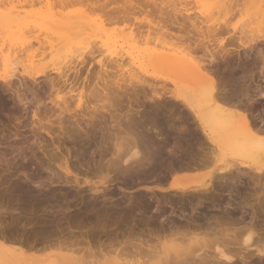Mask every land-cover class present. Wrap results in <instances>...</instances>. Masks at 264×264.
I'll return each instance as SVG.
<instances>
[{"label": "bare ground", "instance_id": "6f19581e", "mask_svg": "<svg viewBox=\"0 0 264 264\" xmlns=\"http://www.w3.org/2000/svg\"><path fill=\"white\" fill-rule=\"evenodd\" d=\"M128 1H129V12H130L131 10H133L132 1H130V0H128ZM175 1L176 0H173L174 6H176V4L177 5L180 4V2L178 4L179 0L176 2V4H175ZM196 1H198V0H196ZM203 1H199V2L203 3ZM210 1L207 3L210 4L209 6L211 8H213V6L216 4V2L220 3V4L219 3L216 4L217 6L215 5V7H214V8H216V7H218V5H220L221 11H219L220 10L219 7L217 8V12L219 11V13L225 12L227 9L231 10V7L234 6V2L232 3L231 0H230L231 4L229 3V0L227 2H224V0H216V1L214 0L213 1L214 5L211 4ZM238 1L242 4V0L241 1L238 0ZM238 1L236 0L235 5H237ZM243 1H244V4H246V1L247 2L249 1L250 3L254 4L255 6H259V4L264 3V0H246V1L243 0ZM199 2H198V6H200L202 4V3L200 4ZM228 3L230 5V7L228 5H226ZM240 3H238V5ZM221 5L224 7H222ZM202 6H204V4H202ZM262 6H263V9H261L262 10L261 13L259 14V12H257L258 16L256 15L257 18L261 17L262 20L260 21V23H264V22H262V21H264L263 20L264 19V4ZM196 7H197V5H196ZM204 7H206V5ZM225 7L226 8L228 7V8L225 9ZM234 7H232V9ZM223 8H224V11H222ZM250 8L252 9V7H250ZM254 8L252 9V11L255 10ZM260 8H261V6H260ZM197 9H199V8H197ZM205 9L203 10V12L208 11V10L205 11ZM164 10H166V9H164ZM211 10L212 9H210V11ZM229 10H227L225 13H227ZM8 12H9L8 14L10 16L8 14H7L8 16L6 14L3 15L2 13H1L2 15H0V23H1V25L3 24L7 27L6 30L9 33L8 34L9 36L7 35L8 36V40H7L8 46L7 47L11 53V54L9 53V57H12V58L7 57V59L4 58L5 59L4 64H7L8 67L10 66L9 68L12 69V71H16L17 70L16 67L21 66V68H22L21 74L24 77L23 80L27 79V80H31V81L36 82L37 80H40V78L42 79L43 77L47 79L49 77V73L56 74L57 78H59V79L56 83H54L52 80L51 89H55L54 91H56V94H58V95H59V92H64V90L66 88H68V91H66V93L63 95V99H62L63 102L60 101L61 103H59V102H55V100L52 101L53 108H51L49 110V116H48V114L46 115V120H47V118H48V120L46 122H44V120H43V122L46 123L45 125L41 123L42 122L41 120L36 119L38 121V124H39L38 130H41L42 132H44L49 137H51L52 135L55 136V134H56L55 131L57 133L59 132V134L61 136L67 135L68 137H69L70 133H72L73 135L75 134V137L77 134L78 138L81 139V140L79 139L80 140L79 143L82 142L83 145H87L88 147L87 146L86 147L89 148V150H90V144H92L89 142L90 141L89 139L91 138V136L98 134L97 132H99L101 134V136H100L101 139H99V140H101V141L100 142L97 141V142H99L98 143L99 148L102 147L103 148L102 150H105V151H104V154H102L103 157L101 155H97V156H101L102 158L100 157L99 159L103 160V158L105 159V157L107 156L106 153L107 154L111 153L110 155L113 157V158H111V156H110L111 160H109L110 159L109 158L108 160L104 161V162H107V164H108L106 169L104 166L105 163L102 164L100 161V163L103 165L104 168H102L100 166L101 164L98 163L99 164V165H97L98 169L100 166L102 168V169L100 168L101 171L103 169L109 170L110 168L113 169V171L115 170L114 172H117L116 170H119V171L122 170L121 174H123L124 177L122 175H121V177L122 178L126 177V180H127V181H125V179L123 180L121 178V180H123V183H124V181L125 182H129V181L132 182L134 177L138 178L139 176H142V177L143 176H149V175H152L155 173H159V174L164 173L167 175L171 173L170 175H172L175 172L177 173V170L178 171L184 170L185 166H183V165H187V166L190 165L191 166V167L189 166L190 170H192L194 168V167L192 168V165H194L195 167L197 165L198 166L215 165L216 164V160H215L216 152H218V153H221L223 151L226 152L225 150H227V152H229L228 150L232 151V153L238 155V157L240 155L242 157V159H244L245 157H247V158L250 157V159H251V156L252 157L254 156L253 158H255V156H257V158H259V156H261V159H262V160L260 159L261 162L258 161L259 159L257 160V158H255L254 160H250L248 158V160L250 162L251 161L255 162L254 164H256V162L260 163L261 165L264 163V159H263L264 158V110H263V108H262V110L261 109L258 110V108H259L258 106H260L261 104L259 105L257 103L259 96H260L259 98L264 100V90L263 89L260 90L258 88H255L254 90L250 89V87H249L250 84L248 83V79H250L251 84H252L253 79H254V73L252 71V68L251 69L249 68L251 70L250 74H248L249 72L246 73V75L248 76L247 77L248 79L245 77L246 75L244 76L242 74V72L247 71V69H246L247 66L244 68H240V69H239V67L236 68L237 66L235 68H230L229 59L233 58V56H231L233 54L231 52H229V50L226 49L222 45H221V47L219 46V50H217V53L220 54V56H221L220 58L225 63L224 64L225 67H223L224 70L222 72L220 71L221 73H219L218 70H216V69H217V67H218V69H220L219 64L222 61L220 59L217 60L215 51L214 52L212 51V50H215V47H213L214 49L212 48V50H209L207 44L205 43V42H209L211 39L210 40L208 39L209 41L206 40L205 42L202 39L201 41L198 40V42H197V40L195 41L193 39V37H191L192 39L190 37H188V40H190L192 43H193V41L197 42L194 45L192 44L193 47L195 46L194 49H192L193 47H191V48L189 47V45H191V44L187 45L188 46V47L186 46L187 48L184 46L185 49L176 48L174 46V44L169 41V40H171V38H169V36L170 37L174 36V35H172L173 32H176V34H177V31H176L177 29L176 30L173 29L174 30L173 32L172 31L170 32V30H172L173 27H179L180 30H183L184 28H187L189 25H191V28L193 26L198 27V24H199L198 21H197L198 23L195 21L194 22L192 21L191 24H189L187 27H185L184 20L186 23V20L192 19V16L190 17V16H188V14L186 16V14H185V16L182 17L181 13H180V12H182L181 9H180V11H178V10L176 11V9L173 8L172 10L164 11L165 13L162 11H158L157 14H159V16H160V18L158 17V20L159 19H161V20H159V22L157 24H155L154 26H151L150 24H148V26H146L149 28V29H147L148 31H147L146 38H144V42H145L146 46L141 50H139L140 49L139 47L135 46V44L131 43L128 40L130 38H128L127 40L121 41V43L119 45H117L118 41L117 42L113 41V40L110 41L109 36H108V39H106L105 41L99 40L98 44L101 45V47H104L106 49L105 52H108V56H105V54L103 55L104 61L106 62V61L112 60L111 57H115L113 59L114 64L112 63L113 61H110L109 63H110V68H111V65H113L115 69L117 68V70L119 71V75L118 74H116V75H118L119 78L117 77V79L114 80V78H112V77H116V76H114L115 74H113V73L111 74L109 72L111 75H113L111 77V75L108 72H106L108 64L106 65V63L103 60H100L99 62H97V64H98L97 68L100 71H97V72L95 71L97 74L95 73L96 75L93 76L94 79L92 82L87 77V75H89V78H90L91 70H89V69L91 67L86 69L87 68L86 66L90 65V59L94 60L92 58L93 55H95L97 53L99 55H102L104 51L102 49H100V46L99 47L96 46L97 42L93 46L92 43H94L95 41L92 42L91 40H93L92 38L97 37L98 35L100 36L101 34H103V33H100L103 30L102 29L103 25L94 24V23H92L93 21L89 22L90 20L88 19V21H87V18H86V20L83 17H82L83 19L79 18L80 15L82 16V14H79V16L77 18L74 17V18L69 19V17H65L66 20L62 21L61 18L58 17L56 20V16L52 17L50 13H46V15H43L42 17L45 16L44 19L45 20L47 19L48 22L43 20L46 24L44 23L45 25H43L42 27L45 26L47 28L46 29L44 27L46 29L45 33L47 35L45 34L46 35L45 36L43 34V36H44L43 37L41 34L42 38L38 39V48L33 51L31 42L19 43L17 41L18 38L24 39L26 37V35L24 34L25 35L24 36L22 31L20 29H18L19 25L16 24L17 21H16V23L14 22V20L17 19L16 16L17 17L19 16V13L15 12L18 14L16 16L13 15V17H12L11 13H14V12L13 11L12 12L8 11ZM127 12L128 11L126 9H123L120 11L118 10L115 13L109 15L108 21L109 22H114V21L120 22L125 17H127L129 15ZM217 12H216V14H214L215 16L217 15ZM207 13H211V12H207ZM228 13H230V12H228ZM238 13H239V11L237 12V14ZM240 13H241V11H240ZM47 14H49V16ZM220 14L222 15V17L224 16L223 19L227 18L226 14L225 15H223V13H220ZM220 14H218L217 16L220 17L221 16ZM231 14H233V13L231 12ZM77 15H75V16H77ZM210 15L211 14L206 15V16H210ZM46 16H47V18H46ZM49 17L52 19L51 20L48 19ZM84 17H86V15ZM196 17H198V16H196ZM62 19H64V18H62ZM180 19H182V21H183L182 24H181V21L179 22ZM195 19L196 18H194L192 20H195ZM198 19H199V17H198ZM198 19H196V20H198ZM18 20H20V19H18ZM215 20H216V18H215ZM224 20H226V19H224ZM246 20L244 19V21H246V23H244L243 20H242L243 22L241 23V25H243V26H245V24H246V26L244 28H246L248 26L247 23L249 20L248 19H246ZM252 20H250V22H252ZM12 22H14V24H16V25H11ZM209 22H211V21H209ZM225 22H223V23H225ZM227 22H229V21H227ZM250 22L248 24H250ZM228 24H225V27H227ZM8 25L12 26L11 27L12 29L14 28L13 26H15L18 30L16 29L15 31H13L12 29H10V26H8ZM216 25L219 26V24H215V26ZM254 25H256V24H254ZM215 26L212 27V24H211V27H207V28H205L206 29L205 30L204 28L200 27V25H199V27L201 29H204L205 31L199 30V28H198V30L203 31V33L206 34V36H204V39H207V38H210V36H214V34L216 36V34H217L216 32L221 33L222 30L226 29L224 27V24H223L222 30H220V32H219L218 30L221 29V26L217 27V28ZM258 26H257V28H260ZM223 27H224V29H223ZM238 27H240V26L237 25L236 29H238ZM0 28H3V27H0ZM103 28H104V26H103ZM263 28H260V29L262 30ZM21 29H22V26H21ZM252 29H250L248 32V30L246 28V30L248 32L247 34L249 35V33H250V36L248 37V35L246 34V30L244 29V31L243 30L240 31L241 30V27H240V29H238V32L240 31L239 34H242L243 36L240 35V37H237V40L233 39V37H232L231 43H233V41H235V40L238 42L242 41L243 39H245L243 37L244 36L246 37V35L248 38H251V36L253 35L252 34L253 32H254V34H256L255 31H253ZM180 30H178V31L180 32ZM226 30H224V31H226ZM261 30L259 31L260 33L262 32ZM234 31H235V29H234ZM188 32H189V30H188ZM152 33L155 34L154 35L155 36V42H156L155 44H153V43H151V41H149L150 40V38H149L150 34H152ZM189 33H187V34H189ZM176 34H175V36H177ZM180 34H182V33L180 32ZM185 34H184V36H185ZM22 35H23V37H21ZM103 35H105V34H103ZM178 35H179V33H178ZM17 36H20V37H18L16 40ZM100 37H102V36H100ZM179 37H181V36H179ZM179 37L177 36V39H179ZM164 38L165 39L168 38L169 40L167 39L168 41H166ZM260 38L261 39L264 38V35L261 36ZM181 39H182V37L179 39V41ZM253 39H254V35H253ZM132 40H133V38H132ZM184 40L185 39H183L181 41L184 42ZM251 40H249V41L247 40V41L251 43L253 41V40L252 41ZM138 41L140 42L141 40H138ZM142 41H143V39H142ZM132 42H134V41H132ZM149 42L151 43L150 45H152V46L155 45L154 48H150V46L148 48ZM191 42H189V43H191ZM245 43H241L240 46L242 48L245 47L246 46ZM143 44L144 43H142V45ZM186 44H188V43H186ZM255 44L253 46L247 45L248 50L250 49V51H252ZM89 46H91L92 48H90ZM216 48H218V47H216ZM94 49H95V51H94ZM111 49H114L115 51L113 50L114 51L113 52V51H111ZM86 50H89V51L87 52ZM194 50L195 51L196 50L201 51V53H203V55L201 57H198V58L193 57L192 55H194V54H192V53ZM235 51H236L237 55L239 56V58L243 57V56L241 57L240 54H238V50H235ZM243 55L245 56L242 58V59H244L243 64H246L245 62L251 61V62H248V67L249 66L254 67L256 59L251 58L252 60H250V58H249L250 55H248L247 51H245V50H244ZM261 55H262L261 51L258 50V52H257V57H259L258 61H260L264 67V61H263ZM89 56H91V57H89ZM239 58L237 60H241ZM9 59H10V61H9ZM46 59L49 60V62H50L49 64H48V61L46 62ZM127 60H129L130 62L133 61V64H135V66L139 70H143L144 68H146L143 66L144 65L143 62H145V64L148 63L151 66L152 65L155 66V68L159 67L163 71L168 70L169 73L171 71L172 75L174 74V76H176L178 78V79L175 78L177 80L174 81L175 90L170 91L171 89L170 90L167 89L170 92L166 91V90L164 91L163 88H166V87H162L161 90L163 91V93H162V95L160 93H158L157 99L160 100L163 97L164 98L168 97L169 100L171 99V102L173 105H178V104L181 105L184 108L185 112L187 113V116H185L183 118L181 116H180V118H178L179 117L178 116L176 118L177 121H172V119H169V116L166 117L167 115L166 116L164 115L165 112H164V114L162 113V111H161L162 109H160V110L157 109L158 105H155L156 108H154L153 106H150V108H152L153 110L151 109V111H150V109H149V111L144 112L142 114L143 116L142 115L139 116L140 115L139 113L144 108L141 111L140 110L136 111L130 107L125 112H121L122 107L119 105V101H120V99L122 100V98L128 97L127 96L128 92L126 91L128 89H125L127 84L129 86H131V85L134 86L135 84H143V85L146 84L147 88L152 89V90H150L151 92L156 91V89H154L153 85L150 82H148L146 80L145 81L141 80L142 77L139 76L138 73H137L138 77L134 76V78L137 77V78H139V80L136 78L132 79L133 77H129V78L125 77V75L126 76L129 75V74L128 75L125 74L126 71L124 73V65H126V64L128 65V62H126ZM231 60L232 59H230V62H231ZM219 61H221V62H219ZM256 63H258V62L256 61ZM221 65H223V64H221ZM146 66H147V64H146ZM238 66H240V65H238ZM12 67H14V68H12ZM127 67H129V66H127ZM214 67H216V69H214ZM114 68H112V70H114ZM147 68L151 69V67H147ZM130 69H132V68H130ZM133 69H134V67H133ZM153 69L154 68H152V70ZM84 70L86 73L83 77V80H85V79L86 80L85 81L82 80L81 83H79V84L74 82V81H77L81 77L82 71H84ZM108 70L111 71V69H108ZM114 71L116 73L118 72L116 70H114ZM135 71L136 70H134V75H135ZM144 71L145 72H143V73L145 74L146 70H144ZM131 72H132V70H131ZM131 72H130V74L133 75V73H131ZM149 73H150V71H149ZM166 73H168V72L166 71ZM8 74H10L9 71H8ZM139 74H141V73H139ZM263 74L261 75L262 77H263ZM109 75H110V78L107 77ZM145 75H147V73ZM12 77H14V75H9V76L5 75L2 78H0V82L5 81L6 83H8L9 80L12 79ZM57 78H55V79H57ZM109 79H111V80H109ZM246 80H247V83L249 85H246L247 84ZM263 81H264V77H263ZM72 83H75V84L72 85ZM92 83H94V84L92 85ZM178 83H180V85L185 84L186 86L181 88V86H178ZM9 84H6V85H9ZM77 84L80 87V89L74 88L75 85H77ZM161 86H163V85H161ZM51 89H49V90H51ZM76 91H78V92L75 93ZM157 91L160 92V90H157ZM260 91H261V93H260ZM136 92H137V90H136ZM50 93L51 92H49V94ZM159 94L161 96H159ZM152 95L154 96V94H152ZM138 97L136 96L134 98V102L137 105L139 103H141V102H139L140 100H138L139 99ZM138 107H140V106L138 105ZM256 107H258V108H256ZM255 109H257L259 111V112H256V114L254 113L255 111H257ZM160 111H161L162 115H159ZM170 114L171 113H169V115ZM50 116H52L51 118L56 117L55 124L52 123L53 122L52 120L49 121ZM106 116L111 119V122H110L111 124L109 123V126H105ZM171 116L172 115H170V118H171ZM134 117L137 118V120H138L137 122L132 121V119ZM189 118H191V120H193L192 122L189 121L191 124L188 123ZM196 124H197V127H196ZM98 125H99V127H98ZM198 131H200L201 135H198L199 134ZM151 133H153L154 135H157V136H155V138H154V137H152ZM201 137H203V138H201ZM71 138L74 139L73 137H71ZM71 138H68V140ZM78 138H76V139L78 140ZM57 139L59 140V138H57ZM156 139H157V141H156ZM71 141H73V140H71ZM91 142H94V141H91ZM76 143H77V141H76ZM79 143H78V145H79ZM82 143H81V145H82ZM205 143H207V144H205ZM198 144H199V147H198ZM95 145H97V144H95ZM123 145H126V148H124L125 146H123ZM127 145H129L130 147H127ZM205 145H207V146H205ZM72 146L74 147V145H72ZM110 146L112 147L111 149H113L112 152H110L111 150L109 151ZM194 146H195V149L193 148ZM96 147H98V146H95V149L97 150ZM121 147H122V149H124V150L127 149V150H125V151L121 150ZM129 148L132 149V150L130 149L132 152L128 153V154H130L128 156V154H126V153L129 150ZM83 149H85V148H83ZM86 149H85V151H86ZM140 150L143 153H141ZM120 151H124L125 152L124 155L122 154L123 152L119 153ZM74 152H76V151H74ZM98 154H99V152H98ZM67 161L68 160H63V163L60 162L61 164H63V166H60V168L65 173V175L72 173L71 168H69L71 165L69 166ZM243 161L244 160H242V162H240V163L238 161V164L235 162H228L225 165L218 167L215 171H214V169H212L213 170L212 172H209L208 174H206L204 176V179H205V177L206 178L209 177V179H208L209 181L208 180L204 181V183H201V186H198V187H189L188 185L178 186L174 182L172 184H170L169 190L172 191V194H173V192L178 193L179 196L174 193L175 194L174 196L171 195L172 198H169V195H167V197H163V196L158 197V198L162 197V198H160V200L164 203L163 205H165V207L169 206L172 209V211L170 210L171 212L169 213V215H167L168 214L167 213L166 216L162 215V214H165V211H163L164 208L163 209L161 208L162 211L159 209L160 204H162L160 202H156L155 203L156 206L154 205L155 207H153L154 210L151 211L153 209L152 208L153 204L151 205L152 201L149 203V202L144 201L142 199L143 200L142 202L139 201V202L134 204L133 203L134 201L132 202V200L134 198L133 199L131 198V200L129 198L128 203L125 204L126 206L122 207L120 205H115V206L109 205L108 206L109 208L105 206L106 208H108L107 210L105 209L106 212L108 213V216L110 214V216L112 217L111 218L109 216V220L107 222L106 220L108 219V217L106 216V218H107L106 219V218H104L105 217L104 215L102 216V208L99 206L97 199H93L92 197L94 194L97 196V194L100 193L99 196L102 195L104 198V196L106 197V194H107L106 191L108 189L106 190L104 188V190H102V192L101 191L99 192V190H100V189L98 190V187H99L98 184L99 183L98 184L96 183L98 187H91L94 183L93 182L92 184H90L91 186H90V190H89L93 193V195L91 197L92 200H90L89 202H86L87 204L84 205V207L82 209L79 207L81 210L78 209L79 210L78 213H79V215H82V216L77 217L76 216L77 214L76 215L73 214L75 217L69 215L67 217V219L69 218L70 220H68L67 224H71V225L73 224L74 225V224H77L76 222H79V223L80 222H82V223L88 222L91 225L94 223L96 226L101 225L104 227V226H107L108 223H109L108 225H110V222H111L112 226L114 224V228L117 229L120 227V229L124 230L125 233L122 232V234L123 233L126 234V230L128 232L130 231L129 233L127 232L128 233L127 235L129 237H126V240L124 239L122 242H119L117 240L119 238L118 232H117L118 234L117 233L110 234L112 232L109 233V231H106V232L104 231L105 234L108 232L106 235L104 234V236H106V237L110 236V238H112V239L114 238V240H111L107 237L110 241L109 242H107V241L102 242L103 244L100 245L101 247H100L99 251L97 252L98 256L100 254H103L104 252H106V253L108 252L107 254L114 252V253H116V256L120 257V260L122 259L121 257H124V256H126V257L132 256V257H136V258L143 257V254L147 255L146 257L148 259L149 255L152 256V253H155L154 245H153L154 248L146 247V246H149V244H148L149 240H146V238H144L145 240L141 239L142 237L140 235L143 234V232H141V234H139L140 238L138 237V234H135V232H134V230H136V229H138V231H139L138 227L144 223L145 226H148L149 228H151L148 230L151 233L157 232L160 237L162 234H164V235L166 234V236H167L169 233L168 237H170V238H168V239L171 240L172 242L173 241L178 242V240H179L180 245H181L180 242H182V243L187 242V245H189V246H187L188 248L185 247L186 250L184 248V250H185L184 252L181 251L180 248H179V250H180L179 252L176 249V251L178 252L176 254H178V255L175 254L176 256L173 257V260L167 261L165 263H164V261H166V259H164V261L162 260V262H160L161 264H264V219L260 217L263 220L260 219L261 223L259 222V224H258V222L254 221V219L257 220L255 213H256L257 209L262 206L260 204H263V202L260 203V200H258L257 206L255 207L256 209L254 208V206H253V208H251L252 214L250 213L249 216H251V217L249 220L245 219V221H244V219H242V218L237 219L238 221H236V222H240L244 226L241 225L242 227H240L239 225H237L238 223L237 224H234L236 222L232 223L235 226L237 225L240 227V229H239V227L234 226L235 227L234 229L237 228L236 231L239 230L238 232L233 230V225L230 226L231 225L230 222H232L234 220L229 221V218H232L233 215L237 213V211L235 212V210L237 208H239V210H240V208H244V207L240 206L243 203H244L243 206L246 207L245 201L244 202L241 201L240 205H239L240 202L239 203L236 202L238 200V197H239L238 195H240L238 193L239 190L238 191L236 190V186H239V184L237 185L236 182L239 183L242 179L243 180L246 179L248 181L249 180L253 181V179H258L256 182V184H257L259 182V180L264 179V165L263 166L254 165L253 163L251 164V163H246L247 161L246 162H243ZM56 165H59V164L57 163ZM236 165L241 166L244 169L241 168L242 170H240V168L238 166H237L238 168L236 169V167H235ZM189 167H186L185 170L188 171ZM195 169H198V167L194 168L193 170H195ZM101 171H99V173ZM110 171H112V170H109L107 173H109ZM56 173L57 172H55V174ZM117 173H119V172H117ZM235 173H236V175H235ZM56 175L59 176V174H56ZM176 175H174V176H176ZM61 176L62 175H60L61 180H64V179L66 180V178L62 179ZM107 176H108V174H107ZM142 177H139V178L143 179V181H144L145 177H143V178ZM149 177H150V179H148L146 177L149 180V182H152V180L155 181V179H153V177H152V179H151V176H149ZM167 177H170V176L168 175ZM161 179L164 180L165 178H161ZM107 180H109V179H107ZM162 180L159 181L158 179H156V185L158 183H159L158 185H161L160 183L164 182ZM66 181H67V184L70 185V183H71V185H72L73 181L70 183L68 182V180H66ZM110 181H106V182L108 183ZM143 181H142V183H143ZM207 181H208V183H206ZM80 182H82L84 184L87 183L86 181H80ZM80 182H79V179L77 177L74 179L73 183L76 186V188H78L77 186H81V184H79ZM106 182H105V184H106ZM133 182H136L135 179ZM138 182H139V180H138ZM262 182H263V180L259 184L261 185ZM132 183H131V185H132ZM166 183L167 182H165L164 184H166ZM248 183H247V186L250 187V184L248 185ZM253 183H254V181L251 182L252 186H253ZM125 184H127V183H125ZM164 184H162V186ZM102 185H104V184H102ZM128 185H130V183ZM83 186L84 185H82L81 187H83ZM241 186L243 188V185H241ZM255 186L257 187L258 185H255ZM84 187H86V186H84ZM88 187H89V184H88ZM88 187H86V190L88 189ZM38 188H40V187H38ZM106 188H108V187L106 186ZM240 188L241 187H239L238 189H240ZM244 188H245V185H244ZM101 189H102V186H101ZM24 190L26 191V189H24ZM24 190L23 191L17 190V194L14 193L13 195H18V197L21 198L25 202H28V201L33 202L34 201V207L41 206V205H43L45 203H49V202H50V204L54 203V202L57 203V201H55L56 199L53 198V196L48 197V195L46 196V194H42V193L38 194L40 192L34 193L33 190H32L33 192L27 191L25 193ZM156 191L158 192V190H156ZM221 191L223 192L222 195L226 194V196H227L226 198L221 197L219 195L221 193ZM236 191H237L238 197H236V194H235ZM241 192H244V191H241ZM82 193H83V191H82ZM111 193H113V195H114L113 191ZM64 194H65V192H64ZM67 194H70V193H67ZM11 196H12V194H11ZM202 196H204V198ZM83 197H85V196H82L81 198L83 199ZM111 197H114V196H111ZM111 197L109 199H112ZM234 197H236V198H234ZM19 198H17V199H19ZM70 198H72V197H70ZM106 198H108V196ZM158 198H156V199L158 200ZM109 199H107V201H109ZM235 199H237V200L235 201ZM241 199H244V198L241 197ZM15 201H16V198H15ZM80 201H81V199H80ZM126 201H127V199H126ZM246 201L248 202V200H246ZM69 202H71V201H69ZM233 203L234 204L237 203L236 205H239L240 207L239 206L237 208L233 207V205H234ZM30 204H32V206H33V203H30ZM30 204L27 205V206H29L28 208H30ZM63 204H68V202L63 203ZM21 205H23V204H21ZM247 205H248V208H250V205L249 204H247ZM25 206L26 205H24V207ZM62 206H64V205H62ZM173 206L176 210L178 209V211H177V212H179L178 215H177V213L176 214L172 213V212H176L175 209L173 208ZM262 208H264V207L262 206ZM19 209H20V207H19ZM30 209L32 210L33 208H30ZM227 209H229V210L227 211ZM245 210H241V212L243 211V213H245ZM248 210H246V212ZM238 213H240V212L238 211ZM243 213H241V214L243 215ZM257 213H258V211H257ZM263 214H264V211H263ZM53 216L55 219V223L59 222L56 218H59L61 215H59L58 217H56V215H53ZM53 216L52 217L50 216V219L53 218ZM234 216L236 218H237V216L241 217L239 215H234ZM257 216L259 218V215H257ZM64 217H65V215H64ZM64 217H60V219L64 218ZM79 217L80 218L82 217L81 218L82 221ZM235 217H233V218L235 219ZM245 217H243V218H245ZM46 218L47 217H45V219ZM48 218H49V216H48ZM77 218H79L80 221H77L76 220ZM18 219L19 218H16L15 222ZM40 219H42V218H40ZM226 219L229 221L230 224L227 223L228 221H226V223L229 224L230 227H232V229H230V227L229 228L227 227L228 229L231 230V232H228L230 230H228L226 227L225 228H226V230H228L227 231L228 234L233 232L234 236L231 234H229V235H231V237H235V235H236L237 236V238L235 237L236 239L232 238V240L231 239L229 240L230 236H228L227 232H226V235L224 234L225 232H223V230H225V229H224V225H222V224H224L225 222H222V221H225ZM61 220H63V219H61ZM13 221H14V219H13ZM104 223L106 225H104ZM256 223H257V225H256ZM5 224L6 223H4V225ZM21 224H22V222H21ZM36 224H37V222H36ZM51 225H53L52 227H54L56 224L55 225L51 224ZM77 225H79V224H77ZM17 226H16V228H17ZM58 226L61 227L62 225L60 224ZM58 226H57V228H58ZM256 226H258L260 228H257ZM4 227H6V226H4ZM21 227H19V228H21ZM23 227H24V225H23ZM52 227L49 229V227L46 226V228H45V226L42 225L39 229L37 226L38 230L35 228L37 231H35V233L32 232L29 235V239H31V240L36 239L37 243H39V241L44 242L45 240L48 241V238H51L50 240H52L53 242H56L54 240H57V239L52 238L55 234L54 232L51 231ZM60 227H59V229H60ZM107 227L109 228V226H107ZM7 228L12 229L9 227H7ZM57 228L55 229L56 231H57ZM104 228H102V229L104 230ZM108 228H106V229L108 230ZM2 229H4V228H2ZM96 229H98V228H96ZM116 229H114V230H116ZM120 229H118V230L120 231ZM145 229H142L141 231H143ZM152 230H153V232H152ZM240 230H241V232H240ZM50 231L53 233L52 235H51V233H48ZM58 231H60V230H58ZM99 231L101 232V234H103L101 229ZM148 231H146L147 234L149 233ZM96 232H97V230H96ZM235 232L237 234H235ZM242 232H243V234H241ZM244 232H245V236H244V240H243L244 245L240 246L242 243L241 242L240 245L237 246L236 243L239 244V240H242V236L244 235ZM0 233H3V232H0ZM56 233H58V232H56ZM238 233H240V234H238ZM58 234H55V235H58ZM134 234H135V237L131 238V236ZM156 234L154 233V235H156ZM10 235H11V233H10ZM59 235H58V237H59ZM150 235L151 234H149V236ZM154 235L153 236L151 235V238H149V237H147V238H149L151 240L154 237L155 238L158 237V236L156 237ZM239 235L240 236L242 235L241 238L239 237ZM146 236L147 235H145V237ZM209 236L212 239L209 240L208 239ZM226 236L229 237V238L227 237V239L230 242L233 240H238L239 238L240 239L238 240V242L235 241V244L233 241V244L231 243V245H233V246H229L230 242L227 240L229 242L228 243L225 240ZM93 237L95 238L96 236H93ZM220 237L223 240H225L224 243L222 242L223 245H226L228 247L224 246V249H223V245H222V247H221V245H219L222 249H220L219 247L212 249L213 242L217 243L216 240H217V238L219 239ZM64 238H66V237H64ZM107 238H105V239H107ZM29 239H28V241H29ZM98 239L99 238H97V240ZM157 239L160 240L162 238H160V239L157 238ZM15 240H17V239H15ZM21 240L19 242H21ZM63 241H64V239H63ZM151 241H154V239ZM22 242H23V240H22ZM24 242H25V240H24ZM32 242H31V245H32ZM98 242H99V240H98ZM225 242H227L228 245ZM52 243H50L52 246H50V244H49V246L50 247L54 246V247L52 249L49 247L50 251L56 249L55 247H57V250H59L58 246H55V245H53L54 243L53 244ZM114 243L119 245L118 248L114 247V246H116ZM149 243H151V242H149ZM218 243H219V240H218ZM222 243H219V244H222ZM57 244H60L59 248L61 247V249L65 250V248H63V247H65L66 243L63 244V242H62V244L64 245L63 246L60 243V241H57ZM96 244H98V243H96ZM172 244H174V243H172ZM210 244H212V245L210 246ZM36 245L40 246L41 242H40V244H35V246ZM42 245H41V248L43 247ZM150 245L152 246V243ZM32 246H34V245H32ZM36 247L38 248V250L36 248L35 249L37 251H39L40 247H38V246H36ZM209 247H211V249ZM71 248H68V250L70 251L73 249V252L70 251V253L72 252V254H74L76 251L74 252V248H72V249ZM181 248H183V247H181ZM81 249H83V248H81ZM81 249H79V252ZM43 250H48V248L45 247V249L43 248ZM66 250H67V247H66ZM33 252H35L34 249H33ZM41 252H42V250H41ZM41 252L39 251V253H41ZM88 252H89V250H87V256H89L90 254H93L92 252H89L90 254L88 255ZM46 253H47V251H46ZM64 253L66 254V252H64ZM70 253L68 255L67 254L66 255L70 256ZM82 253H83V251H82ZM84 253L86 254V252H84ZM157 253H158V251H157ZM163 253H164V251H163ZM54 254H56V252ZM60 254H61V252H60ZM78 254L79 253H78V249H77L76 256ZM85 254H82V255H85ZM107 254H105V256H107V257L110 256ZM82 255H80V256H82ZM170 255L168 258H170ZM76 256H75V254H74V256L72 255L73 259L76 260V258H75ZM80 256L77 257V259H79ZM90 256H89V259H90ZM102 256L103 255H101L100 257H102ZM72 257H71V261H72ZM119 257H118V259H119ZM153 257L157 258V256H153ZM41 258L45 259V257H41ZM83 258L84 257L82 256L80 259L82 260ZM114 258H112V259H114ZM125 258H123L121 261H123ZM136 258L135 259L133 258L134 262H135ZM7 259H11L12 261L14 260L15 262L17 261L18 263L19 262L21 263V261L25 259V253L22 250L6 249V248H3L0 246V262H1V260L2 261L4 260L2 262V264L5 261L8 262ZM35 259H36V257H35ZM44 259H40V260H44ZM86 259H87V257H86ZM103 259H104V256H103ZM150 259H151V257H150ZM48 260H47V262H48ZM62 260H64V259H62ZM81 260H78L77 264L79 261H80L79 264H81V262L84 263V261L83 260L81 261ZM141 260H143V258ZM153 260H155V258L151 259V261H153ZM10 261L8 262V264H10ZM14 261L11 263L14 264ZM30 262H31V260H30ZM42 262H40V263H42ZM44 262H45V260H44ZM116 262H117V264H119L118 262H120V261L117 260ZM125 262L126 261L124 260V263ZM145 262L146 261H144L142 263L146 264L147 262L146 263ZM28 263H29V261H28ZM85 263H87V261ZM125 264H129V263H125ZM130 264H133V263H130ZM134 264H138V262H135ZM139 264H141V263L139 262ZM152 264H156V263H152Z\"/></svg>", "mask_w": 264, "mask_h": 264}, {"label": "rangeland", "instance_id": "374dc122", "mask_svg": "<svg viewBox=\"0 0 264 264\" xmlns=\"http://www.w3.org/2000/svg\"><path fill=\"white\" fill-rule=\"evenodd\" d=\"M130 1H132V8H133V10H131L129 12V1L128 0H126V1L125 0H0V15H2V14L3 15H5V14L7 15L9 13L8 11H10V12L13 11L14 13H11L12 14L11 16L13 17V15L16 16L19 13V16L18 17L16 16L17 19L14 20V22L16 23V21H17L16 24L19 25V27H20V28L18 27V29H20L22 31L23 35L25 34L26 37L23 39V38H18L20 36H17L16 37V40L18 38L17 41L19 43H22V42H31V44H32V50L33 51L38 48V39L42 38L43 34L44 35L46 34L45 33L46 32L45 30L47 28L45 26L44 27L46 29L44 27H42L43 25L46 24L44 21L48 22L47 19L46 20L44 19L45 16L42 17L43 15H46V13H50L52 17H55L56 16V20L59 17V18H61L62 21L63 20H66L65 17H69V19L74 18V17L77 18L79 16V14H82V16L80 15L79 18H82L83 17L85 20L87 18V21H88V19L90 20L89 22H92L93 21L92 23H94V24L103 25L104 28L102 26V29L103 30L100 33H103L105 35L101 34L100 36H102V37H100L98 35L97 37L92 38L93 40H91V41L92 42L95 41L94 43H92L93 46L97 42L96 46L97 47L100 46V49H102L104 52H103L102 55H99L98 53L95 54V55H93L92 58L94 60H91L90 59V65H87L86 66L87 68L85 67L86 69H88V68L91 67L89 69V70H91L90 78H89V75H87V77L92 82L93 79H94L93 76H95L97 74L96 73L97 71H100L97 68L98 67L97 62H99L100 60H103L104 61V56H103L104 54H105V56H108V52H105L106 49L104 47H101V45L98 44L99 40L105 41L106 39H108V36H109L110 37V41L111 40L116 41V42L118 41V44L117 45H119L121 43V41L127 40L128 38H130L131 40L130 39H128V40L131 43L135 44V46L139 47L140 48L139 50H141V49H143L146 46L145 45V42H144V38H146L147 31H148L147 29H149L146 26H148V24H150L151 26H154L155 24H157L159 22V20H161V19L158 20V17L160 18L159 14H157L158 11L164 12V11L172 10L173 8H175L176 11L177 10L180 11V9H181L182 12H180V13H181V16L182 17H184L185 14H186V16H187V14L190 17L192 16V19H194V18L198 19V17H199L198 20H196V19L195 20H192V19L186 20V23L187 24L185 23V20H184L185 27H187L189 24H191L192 21L193 22L194 21L195 22L198 21L199 22L198 27L197 26H193L191 28V25H189L187 27L188 29L187 28H184L183 30H180L179 27H173L172 30H170V32L171 31L173 32L174 30L177 29L176 30L177 31V34H176V32H173L172 35H174V36H172V35H171L172 37L169 36V38H171V40H169L168 38H166V39L164 38L166 41L169 40L171 43L174 44V46L176 48H179V49H182L183 48V49H185L184 46L186 47L187 45L191 44V45H189V47L191 48V47H193L192 44L193 45L196 44L198 42V40L201 41L203 39L204 42H205L206 40L209 41L211 39L209 41L210 43L209 42H205V43L207 44L209 50H212V48L215 47V50H212V51L213 52L215 51L217 60H219V59L221 60L220 54L217 53V50H219V46L221 47V45L224 46L226 49L229 50V52H231L233 54V55H231V56H233V58H230V59H232L231 62H230V59H229L230 68H235L236 66H237L236 68L239 67V69L240 68H244L246 66L248 67V62H251V61L245 62L246 64H243L244 63V59H242L243 57H245L243 55L244 50H245V51H247V54L250 55V57H249L250 60H252V59L255 58L256 61L258 62V63H256V61L254 60L255 61V66L254 67L249 66L248 68L246 67L247 71L246 72H242V74L245 76L246 73H248V72H249L248 74L251 73L250 72L251 71L250 69L252 68V71L254 73V79H253L252 84H251L250 79L247 78L248 76L247 75L245 76L248 79V83L251 86L247 83V80H246V83H247L246 85H249V87H250L251 90H254L255 88H258L260 90H262V89L264 90V81H263V77H264V74H263L264 73V70L263 69H264V67L261 64V62L258 61L259 60V57H257V52L259 50V51H261V54H262L261 56H262V59L264 61V38H262V39L260 38L261 36L264 35V30H263L264 29L263 28L264 27V23H260V21L262 20L261 17H258L257 18V16H258V13L257 12H259V14L261 13V11H262L261 9H263V6L262 5L264 3L259 4V6H255L254 4L250 3L249 1L247 2L245 0L246 1V4H244V1L242 0V4H241L237 0L238 1L237 2V5H238V3H240L238 5L239 6L238 7L237 5H235L236 4V0L235 1L234 0H231L232 3L234 2V6L235 7L232 6L233 4L231 6L234 7V8L232 9V7H231V10L227 9L228 7L227 8L225 7V9L229 10L228 12H230V13H228V12L225 13L227 10L225 12H220V13H223V15L226 14V17L227 18H224V19H226V20H224L223 19L224 16L222 17V15L219 13V11H221L220 5H218V7L220 9L218 12H217V8L218 7L214 8L215 5L219 3V2L218 3L216 2V4L214 5V3H213L214 0H211L212 2L210 0H204V1L203 0H198V1H196V0H179V1L176 0L175 1V4H176L177 1H178V4L180 2V4L179 5L176 4V6H174L173 0H130ZM199 1H203V3L202 2H199ZM209 1H210L211 4L214 5L213 8H211L209 6L210 4L207 3ZM227 1L228 0H224V2H227ZM198 2L200 4L201 3L204 4V6L206 5L207 8L204 7V6H202V4L201 5L199 4L201 7L198 6ZM229 3H230V0H229ZM229 3L226 4V5H228L230 7ZM196 5H197V7H196ZM260 6H261V8H260ZM222 7H224V6H222ZM250 7H252V9L255 7L254 8L255 10L252 11V9ZM197 8H199V9H197ZM123 9H126L128 11L127 13L129 15L127 17H125L120 22H117V21L109 22L108 21V17H109L110 14H113L116 11H118V10L120 11V10H123ZM164 9H166V10H164ZM204 9H205V11L208 10L207 12H211V13L203 12ZM210 9H212L213 11L212 10L210 11ZM215 11L217 12V15L220 14L221 16L220 17L217 16V15L215 16L214 15V14H216ZM222 11H224V8L222 9ZM238 11H239V13L237 14ZM240 11H241V13H240ZM15 12H18V13H15ZM231 12L233 14H231ZM84 14L86 15V17H84L85 16ZM209 14H211V15L210 16H206V15H209ZM227 14L228 15L230 14V15L228 16ZM47 15L49 16V14H47ZM75 15H77V16H75ZM196 16H198V17H196ZM46 18H47V16H46ZM62 18H64V19H62ZM215 18H216V20H215ZM18 19H20V20H18ZM48 19L51 20L52 18L49 17ZM244 19L245 20L248 19L249 20L248 23L250 22V20L253 19L252 20L253 23L252 22H250V24L247 23L248 26L246 28H247L248 32H249L250 29L253 28L252 30L255 31V33H256V34H254V32L252 33L254 35V39H253V35L251 36V38H248L250 36V33L248 35L247 34L248 32H247L246 28H244L246 26V24H245V26L241 25V23L244 21ZM180 21H181V24H182V22H183L182 19H180L179 22ZM209 21H211V22H209ZM227 21H229V22H227ZM246 21H244V23H246ZM14 22H12L11 25H16V24H14ZM223 22H225V23H223ZM262 22H264V21H262ZM211 24H212V27L215 26V24H219V26L218 25L215 26L216 28L221 26V29L218 30L219 32H220V30H222V25L223 24H224V27H225V24H228V26L225 27V28L229 32L226 29H224V27H223V29L226 30L227 32L224 31V30H222L221 33L216 32L217 33L216 36L214 34V36H210V38L204 39V36H206V34L203 33V31L206 30L205 28L211 27ZM254 24H256V25H254ZM20 25L22 26V29H21V26ZM199 25H200V27L204 28L205 30L204 29H201L199 27ZM237 25H239L241 27V30L240 31H242V30L244 31V29H245L246 30V34L248 35V37H247V35L245 34L246 37L245 36L243 37L245 39H243L242 41H239V42L236 41L237 40V37H240V35H242V34H239L240 31L238 32V29H240V27H238V29H236L237 28ZM8 26H10V25H8ZM257 26L260 27V28H263V29L261 30L260 28H257ZM0 27H3V28H0V78H2L5 75H8V76L9 75H14V77H12V79H10L9 82L7 81L8 83H6L5 81H1L0 82V232H3V233H0V236L1 237L3 236L2 238L0 237V246L3 247V248H6V249H14V250H22V251H24V253H25V259L22 260L21 263L20 262L18 263L17 261L15 262L13 260L14 261V264H23V263L24 264H29V263L30 264H33V263L34 264H71V263L72 264H74V263L77 264V261L78 260H81L80 258L82 256L85 259L84 258L82 259L84 261V263L81 262V264H101V263L102 264H117V262H116L117 260L120 261V262H118L119 264H125V263H129V264L130 263H133L134 264L135 262H138V264H139V262L141 264H143L142 262H144V261L147 262V263L145 262L146 264H152V263L161 264L160 262H162V260L164 261V259H166V261H164V263L167 262V261L173 260V257L176 256V255H178L176 253H178L180 251L179 248L181 249V251L184 252L186 250V248H188L187 246H189V245H187V242H185V243L180 242L181 245L179 244V240H178V242H176V241H173L172 242L171 240L168 239V238H170V237H168L169 233H168L167 236H166V234L165 235L162 234L161 237H160L159 234L157 232H153V230H152L153 233L149 232L148 230L151 229V228H149L148 226H145V224L143 223V224H141V226L138 227L140 232L138 231V229L134 230V232H135V234H138V237H139V234H141V232H143V234L140 235L142 237L141 239L142 240H145L144 238H146V240H149V242L152 243V246L150 245L151 243L148 242L149 246H146V247H148V248L149 247H151V248H154L155 247L154 251H155V253L157 255L155 253H152V256L149 255L148 256L149 257L148 259L146 257L147 255H145V254H143V257H138V258L132 257V256H128L133 262L128 257H126V256L121 257L122 259L126 257L124 259L126 261L125 263H124V260L121 261L122 259L120 260V257L119 256H116V253H114V252H111L110 254H107L108 252L107 253L104 252L105 254L111 256V257L108 256L109 258L107 256H105L104 253L103 254H100L98 256V253L97 252L99 251V249L101 247L100 245L103 244L102 242H104V241L109 242L110 241L109 239L114 240V238L112 239V238H110V236L109 237L107 236L109 239L106 236H104V234H105L106 231H109V233L112 232L110 234H114V233H117L118 232L119 234L118 233L117 234H118L119 238L117 240L119 242H122L124 239L126 240V237H129L127 234L130 231L128 232L126 230V234H124L125 232H124L123 229H120V227L117 228V229L114 228V224L112 226L111 222H110V225H108L109 223L107 224V226H109V228L107 226H104L105 227L104 228L103 226L98 225V224H97L98 226H96L94 223L91 225L90 223L87 222L88 223L87 224L84 221H83L84 223H82V222H80V223L79 222H76L79 225H77V224H74L73 225L72 224L73 225L72 226L71 224H67L68 223V220H70L69 218L67 219V217L69 215L74 216L76 214H77L76 215L77 217L78 216H82V215H79V213H78L79 210H81L84 207V205L87 204L86 202H89L90 200H92V198L93 199H97L99 206L102 208V216L104 215L105 216L104 218H106V216L108 217V219L106 218L107 219L106 220L107 222H108L109 216H110V214L108 216V213L106 212V210L109 208L108 206L109 205H111V206H113V205L114 206L115 205H120L122 207L123 206H126L125 204L128 203L129 198H130V200H131V198L132 199L134 198L132 200V202L134 201L133 202L134 204L137 203V202H139V201L142 202L143 200L144 201H147L149 203L152 201V203H151V205L153 204L152 205V208L156 206V204H155L156 202H160L162 204H160L159 209L161 210V208L162 209L164 208L163 211H165V214H162V213L161 214L163 216L164 215L166 216L167 213H168L167 215H169V213L172 211V209L169 206H166L165 207V205H163L164 203L160 200V198H162V197H160V198H158V197L159 196L167 197V195H169V198H172L171 195L174 196L175 194H177L179 196L178 193L173 192V194H172V191L169 190L170 184H172L173 182L175 184H177L178 186L188 185L189 187H198V186H201V183H204V181H206V180L209 179L208 176H207L208 178L205 177V179H204V176L206 174H208L209 172H212L213 171L212 169H214V171H215L218 167H221V166L225 165L228 162H235L237 164H238V161L240 163V162H242V160H244L243 162H246L247 161L246 163H251V164L252 163L254 164L255 162H253V161L250 162L248 160V158L250 159V157H248V158L245 157L246 159L245 158L242 159V157L240 155L238 157V155L232 153V151L228 150L229 152H227V150H225L226 152H224V151L221 152V153L216 152V155H215V160H216V164L215 165L216 166L215 165H212V166L211 165H208V166H203V165L198 166L197 165L195 167L194 165H192V168L193 167L194 168H197L198 167V169H195L196 170L195 171V170H193L194 168L193 169L191 168L192 170H190V167H191L190 165H188V166L187 165H183V166H185L184 170L186 169V167H189L190 166L188 168V171L185 170L186 171L185 172L184 170H180V171L177 170V173L175 172L177 175L173 172L174 174H172V175H170L171 173L168 174L170 177H167L168 175L167 174H164V173H160V174L159 173H155V174L149 175V176H151V179H152V177H153V179H155V181L152 180V182H149V180H148V179H150L149 176H143V177H145L144 178V181L145 182L143 181V179L139 178V177H142V176H139L138 177L139 179L137 177L136 178L134 177L135 181L138 184L136 182H133L134 179L132 181L134 184L131 181L125 182V181H127L126 180V177L125 178H122L121 177V175L124 177V175L121 174V171L122 170H120V171L119 170H116L119 173L114 172L115 170L113 171V169H111V168L109 170H112V171H110L109 173H107L109 170H104L103 169L101 171V169L104 168L102 164L105 163V165H104L105 166V169L107 168L108 164H107V162H104V161H106V160H108L110 158V156H111L110 154L111 153H108V154L106 153V155H107L106 157L107 158L105 157V159L103 158V160H100L99 159L102 156V154H104V151H105V150H102L103 149L102 147L99 148V144L98 143L101 141V140H99V139H101V137H100L101 134L99 132H97L98 134H95V135L91 136V138L93 137L92 139L91 138L89 139L90 140L89 142L92 143V144H90V150H89V148H87L88 147L87 145H83L82 142L79 143V141L81 139L78 138L77 134H76V137H75V134L73 135L72 133H70L69 134V137H68L67 135L66 136H61L59 134V132L57 133L55 131V133H56L55 136L56 137L54 135H52L51 137H49L44 132H42L41 130H38L39 129V124H38V121L37 120H41L42 121L41 123L44 124V125L46 124V123H44V122H46L48 120V118L46 120V115L48 114V116H49V110L51 108H53L52 101L55 100V102L61 103L60 101H62L63 95L66 93V91H68V88H66L67 90L65 89L64 92H59V95H58V94H56V91H54L55 89H51L52 80H53L54 83H56L58 81V79H59V78H57V75L56 74L49 73V77L47 79L43 77L42 79L40 78V80H37L36 82L35 81H31V80H27V79L26 80H23L24 77L21 74V72H22L21 71V69H22L21 66H17L16 67L17 70L16 71H12V69L9 68L10 66L8 67L7 64H4L5 63V59L4 58L7 59V57H9V53H10V51L8 50V47H7L8 46L7 40H8V36H9L8 34L9 33L6 30L7 27L5 25H3V24L1 25V23H0ZM11 27L12 26H10V29H12ZM13 27L14 28L12 30L15 31L17 28L15 26H13ZM198 28H199V30H203V31H199ZM234 29H235V31H234ZM178 30H180V32L182 34H180V32ZM188 30H189L190 33L188 32ZM260 30L262 31L261 33L259 32ZM186 32L189 33V34H187ZM178 33H179V35H178ZM41 34H42V36H41ZM175 34L178 37L181 36L182 37L181 40L185 39L184 42L181 41V40L179 41V39L181 37H179V39H177V36H175ZM184 34H185V36H184ZM23 35L21 37H23ZM154 35L155 34L152 33V34H150V37H149L150 38L149 41H151V43H153V44L156 43L155 42V36ZM173 37L174 38L176 37V38L174 39ZM188 37H190V38L193 37V39L195 41L197 40V42H194L193 41V43H192L190 40H188ZM232 37H233V39H236L235 41H233V43H231ZM132 38H133V40H132ZM142 39H143V41H142ZM136 40L137 41L138 40H141V41L140 42L139 41L137 42ZM247 40L248 41L251 40L252 42L250 43ZM132 41H134V42H132ZM185 42L188 43V44H186ZM189 42H191V43H189ZM240 42L241 43H245L246 42L245 43L246 46L242 48L240 46L241 45ZM142 43H144V44L142 45ZM151 43L149 42L148 48H149V46H150V48H154L155 45L152 46V45H150ZM254 44H255V46L253 47V50L252 51H250V49L248 50L247 47L250 46V45L253 46ZM89 47L92 48L91 46H89ZM194 47L192 49H194ZM216 47H218V48H216ZM113 50L114 49H111V51H113ZM235 50H238V54H240V56L241 57L243 56V57L242 58H239V56L237 55V53H236ZM86 51L88 52L89 50H86ZM94 51H95V49H94ZM194 51L192 53V54H194V55H192L193 57H197L198 58V57H201L203 55V53H201V51H199V50H196L198 53L195 51L197 54ZM89 57H91V56H89ZM9 58H12V57H9ZM111 58H112V60H109V61H106V62L104 61V62L106 63V65L108 64V67H107L106 72H108V73L110 72L111 74L112 73L115 74L114 76H116V77H112L113 75H111L109 73L111 75V77L114 78V80H115V79H117V77L119 78V76H118L119 75V71L117 70V68L115 69L113 65H111V68H110V63L109 62L110 61H113L112 63L114 64V60L113 59L115 57H111ZM238 58L241 59V60H237ZM9 61H10V59H9ZM47 61H48V64H49L50 62H49L48 59H46V62ZM221 61H219V62H221ZM126 62H128V65L127 64L126 65L129 66V67H127L126 65H124V73L126 71L125 74H127V75L129 74L128 76L125 75L126 78L133 77L132 79H135L136 78V79L139 80V78H137L138 75H139V76L142 77L141 80H143V81L146 80V81L150 82L153 85L154 89H156V91L155 92H151L150 90H152V89L147 88L146 87V84H144L145 86L143 84H135L134 86H132V85L129 86L127 84L128 87L126 86L125 89H128V90H126L128 92V95H127L128 97L122 98V100L120 99V101H119V105L122 107V111L121 112H125L130 107L133 110H136V111H139V110L141 111L144 108L139 113L140 114L139 116H141L144 112L149 111V109L151 111L152 108H150V106H153L154 108H156L155 105H158V108L157 109L158 110L162 109L161 110L162 113L164 114V112H165L164 115L165 116L167 115L166 117L169 116V119H172V121H177L176 118L178 116H179L178 118H180V116L182 118L185 117V116H187V113L185 112L184 108L181 105H179V104H178L179 106L178 105H173L172 102H171V99L169 100L168 97L167 98L166 97L165 98L163 97L160 100L157 99L158 93H160L161 95L163 93V91L161 90L162 87H166V88H163L164 91L165 90L166 91H169L170 89H171L170 91L175 90L174 81L177 80L178 78L176 76H174V74L172 75L171 71L169 73V71L166 70L169 73L168 74V73H166V71L161 70L159 67H156L157 68L156 69L155 66H153V65L151 66L148 63H146L147 64V66H146L145 62H143L144 63L143 66L146 67V68H144L143 70H139V69H137V67L135 66V64H133V61L130 62L129 60H127ZM238 62L239 63L241 62V63L239 64ZM221 64L224 65L225 63L222 61L219 64L220 69H218V67H217V69H216V67H214V69L218 70L219 73H221L224 70L223 67H225V65L223 66ZM238 65H240V66H238ZM133 67H134V69H133ZM147 67H151V69H149ZM12 68H14V67H12ZM112 68H114V70H116L118 72L116 73L114 70H112ZM130 68H132V69H130ZM152 68H154L155 70L153 69L154 70L153 71ZM108 69H111L112 72L110 70H108ZM131 70H132V72H131ZM134 70H136L135 71V75H134ZM144 70H146L147 75H145L146 73L145 74L143 73V72H145ZM8 71H9L10 74H8ZM149 71H150V73H149ZM130 72L133 73V75L130 74ZM85 73H86L85 70L82 71L81 77L77 81H74V82H76L78 84L81 83V81L83 80V77H84ZM137 73H138V75H137ZM139 73H141V74H139ZM116 74H118V75H116ZM262 74H263V77L261 76ZM110 75L107 76V77L110 78ZM134 76H137V77L134 78ZM55 78H57V79H55ZM175 78H177V79H175ZM111 79H109V80H111ZM85 80H83V81H85ZM5 83L6 84H9L10 83V84L9 85H6ZM73 84H75V83H72V85ZM78 84L75 85L74 88H77V89L79 88L80 89V87L78 86ZM93 84L94 83H92V85ZM161 85H163V86H161ZM178 86H181V88H183L186 85L185 84L180 85V83H178ZM49 89H51L52 91L49 90ZM167 89H169V90H167ZM136 90H137V92H136ZM157 90H160V92L157 91ZM49 92H51L52 94L51 93L49 94ZM77 92L78 91H76L75 93H77ZM260 93H261V91H260ZM152 94H154V96ZM160 94H159V96H161ZM136 96L137 97L139 96L138 97L139 98L138 100H140L139 102H141V103H139L138 105L140 107H138V105L134 102V98ZM259 97H258L257 103L259 105L260 104L261 105L260 106L257 105L259 108L258 107H256V108H258V110L259 109L262 110V108H263V110H264V105H263L264 104V100L261 99V98H259ZM255 110H257V109H255ZM258 110L255 111L254 113L256 114V112H259ZM161 111L159 112V115H162ZM169 113H171L170 115H172L171 118H170ZM51 117L52 116L49 117V119H50L49 121L52 120L53 121L52 123L55 124L56 117L55 118H51ZM43 120H44V122H43ZM105 121H104L106 123V124L104 123L105 126H109V123L111 122V119L106 116ZM132 121L133 122H137L138 120H137L136 117H134L132 119ZM189 121L192 122L193 120H191V118H189L188 123L191 124ZM98 127H99V125H98ZM196 127H197V124H196ZM198 133H199L198 135H201L200 131H198ZM151 134H152V137H154V138H155V136H157V135H154L153 133H151ZM70 136L73 137L74 139H72ZM57 138H59V140ZM68 138H71V139H69L70 141L68 140ZM76 138H78V140ZM201 138H203V137H201ZM157 139H156V141H157ZM71 140H73L74 142L71 141ZM76 141H77V143H76ZM91 141H94L95 143L94 142H91ZM97 141H99V142H97ZM78 143H79V145H78ZM81 143H82L83 146L81 145ZM95 144H97V145H95ZM205 144H207V143H205ZM72 145H74V147L76 149ZM94 145L95 146H98V147H96L97 150L95 149V146ZM123 146H125L124 148H126V145H123ZM195 146L193 147L194 149H195ZM205 146H207V145H205ZM127 147H130V146L127 145ZM198 147H199V144H198ZM83 148H85V149L87 148L86 151ZM111 148L112 147L110 146V148H109V151L111 150L110 152H112V150H113ZM130 149L131 148H129V150ZM121 150H124V149H122V147H121ZM125 150H127V149H125ZM131 150L129 152L127 151L126 154L132 152ZM74 151H76V152H74ZM97 151L99 152V154H98ZM124 151H120L119 153H122L123 152L122 154L124 155V153H125ZM141 153H143V152L141 151ZM97 155H101V156H97ZM129 155L130 154H128V156ZM253 157L251 156V159L250 160H254L255 158H257V156H255V158H253ZM111 158H113V157L111 156ZM111 158L109 160H111ZM260 159H261V156H259V158H257L258 161H260ZM63 160H68L67 161L68 162V165L69 166L71 165L69 167V168H71V171H72L71 174H66L65 175V173L61 170L60 166H63V164H61L60 162L63 163ZM100 161H101L102 164L100 163ZM57 163L59 165H56ZM98 163L101 164L100 166L102 168L99 166V169H98V166H97V165H99ZM254 165L263 166L264 163L261 165L260 163H257L256 162V164H254ZM237 166L238 165L235 166L236 169L238 167L240 168V170L244 169L241 166H238V167ZM99 171H101L102 173L101 172L99 173ZM55 172H57L56 174H59V176H57L55 174ZM107 174H108V176H107ZM60 175H62L61 176L62 179L63 178H66V180H68L69 183L72 182V181L74 182V179L77 177L79 179V182L80 181H86L87 182V183H85L86 185L84 183L80 182L79 184H81V186L84 185V186L88 187V184H89V187H88L87 190H86V187H84V186L83 187L77 186L78 188H76V186L74 185L73 182H72V185H71V183L69 185V184H67V181L65 179L64 180H61ZM174 175H176V176H174ZM235 175H236V173H235ZM121 178L123 180L125 179L124 183H123V180H121ZM161 178H165V179L162 180ZM107 179H109V180H107ZM156 179H158L159 181L162 180L164 182H161L160 183L161 185H158L159 183L156 185ZM138 180H139V182H138ZM257 180L258 179H253V181L255 183V184L253 183V186L251 184V182H253V181H250L249 180L250 181L249 182L246 179H244V180L242 179L241 180L243 183L241 181L239 183L236 182L237 185L239 184V186H236V190L237 191L239 190L238 193L240 195H238L239 196L238 197L237 196V191L235 192L236 197H238V200L235 199V201L237 200L236 201L237 203L240 202L239 205L241 204V201H243V202L245 201L246 207L243 206V204H244L243 203L240 206L241 207H244V208H240V210H239V208H237L239 205H236L237 203L236 204L233 203L234 204L233 207L237 208L235 210V212L236 211H237V213H238V211L240 212L238 214L237 213L236 214L233 213V214L234 215L241 216V217H238L237 216V218H236L233 215V217H235L236 220L233 217L232 218H229V221L234 220V221L230 222L231 223L230 226L233 225V230H235V231H236L237 228L236 229H234V228L237 225H239L240 227H242L241 225H243L240 222H236V221H238L237 219L242 218V219H244V221H245V219L246 220L247 219L249 220L250 217H251V216H249L250 213H251V208H253V206H254V208L257 206L258 200H260V203L263 202V204H260V205H262L264 207V179H262L263 182L261 183V185L259 183L262 180H259V182L256 184ZM106 181H110L111 183L110 182L107 183ZM142 181H143V183H142ZM208 181L206 183H208ZM105 182H106V184H105ZM165 182H167V183L164 184ZM246 182L248 183V185L250 184V187L247 186V183ZM92 183H93V185L91 186L90 184H92ZM96 183L97 184L99 183L98 184L99 187L97 186ZM125 183H127V184H125ZM129 183H130V185L132 183V185L131 186L128 185ZM102 184H104L105 186L102 185ZM162 184H164V185L162 186ZM241 185H243V188H242ZM244 185H245V188H244ZM255 185H258V186L256 187ZM90 186L91 187H98V190L100 189L99 192L100 191L102 192V190H104V188L106 190L108 189L106 191L107 194L105 193L106 194V197L108 196V198H106L105 196L103 198L102 195L99 196L100 193H98L97 196L95 194L93 195V193L91 191H89L90 190ZM101 186H102V189H101ZM106 186L108 188H106ZM38 187H40V188H38ZM237 187L238 188L241 187V188L238 189ZM24 189H26V191ZM80 189L83 191V193H82V191ZM17 190L18 191H23L24 190L25 193L27 191L28 192H31L33 190L34 193L40 192L38 194H41V193L42 194H46V196L48 195V197H50V196L52 197L53 196V198L56 199V200L55 199L54 200L57 201V203L54 202V203H51L50 204V202H49V203H45V204H43L41 206H36L35 205L36 207H34V201L33 202L32 201L25 202L21 198H19L18 195H13L14 193L17 194ZM156 190H158V192ZM240 190L241 191H244V192H241ZM112 191L114 192V195H113V193H111ZM64 192H65L66 195L64 194ZM67 193H70V194H67ZM11 194H12V196H11ZM222 194H223V192L221 191V193L219 195L221 197H225V198L227 197L226 194L225 195H222ZM92 195H93V197H92ZM110 195L111 196H114V197H111ZM82 196H85V197H83V199H82L81 198ZM240 196L242 198H244V199H241ZM70 197H72V198L74 197V198L72 199ZM110 197L113 200L112 199H109ZM202 197L204 198V196H202ZM236 197H234V198H236ZM15 198H16V201H15ZM17 198H19V199H17ZM156 198H158V200ZM80 199H81V201H80ZM107 199H109V201H107ZM126 199H127V201H126ZM246 200H248V202ZM69 201H71V202H69ZM67 202H68V204H63V203H67ZM30 203H33V206ZM21 204H23V205H21ZM29 204H30V208H33L32 210L30 208H28L29 206H27V205H29ZM247 204L250 205V208H248V205ZM24 205H26V206L24 207ZM62 205H64V206H62ZM105 206L108 207V208H106ZM262 206L259 207V208L257 207L258 208L257 209L258 213H257V211L255 213L257 220L254 219V221L258 222V224H259V222L261 223V220L264 219V214H263L264 208H262ZM19 207H20V209H19ZM173 208H174V206H173ZM245 209L248 210L247 212L249 214L246 212ZM153 210H154V208L151 211H153ZM228 210L229 209H227V211ZM241 210H245V213H243V211L241 212ZM175 211L176 212H172V213L173 214L174 213L175 214L177 213V215H178L179 214V212H177L178 209L177 210L175 209ZM241 213H243V215ZM52 214L53 215H56V217H58L59 215H61L60 217H64V215H65V217L64 218H61L63 220H61L60 217L59 218H56L59 222H56L55 223V219H54V216ZM257 215H259V218H258ZM48 216H49V218H48ZM50 216L51 217L53 216V218L50 219ZM242 216L245 217V218H243ZM45 217H47V218L45 219ZM260 217L263 218V219H261ZM16 218H19L20 220L18 219L19 221L16 220V222H15V219ZM40 218H42V219H40ZM79 218H77L76 220L77 221H80V219L82 217L80 219ZM13 219H14V221H13ZM81 221H82V219H81ZM226 221H228V220L226 219L225 221H222V222H225L224 224H222V225H224V229L225 230H226L227 227L228 228L230 227L229 226V224H230L229 221L227 222L229 224H227ZM21 222H22V224H21ZM36 222H37V224H36ZM233 222H236L234 224H237V223L238 224L235 226L234 224H232ZM4 223H6V224L4 225ZM34 223L38 226L39 229H40V227L42 225H44L45 228L47 226L50 229L53 226L51 224H54V225L56 224L54 227H52L51 231L54 232L55 234H58V233L60 234L61 233L60 235L62 237L59 234H58L59 237H58V235H55L54 234V236L52 238L57 239V240H54L53 239L56 242H53L52 240H50L51 238H48V241L45 240L46 242L45 241L44 242L39 241V243H37V240L36 239H34V240L33 239L32 240L29 239V235L32 232L35 233V231L38 230L37 229V226ZM60 224L62 225L61 227L58 226ZM23 225H24V227H23ZM104 225H106V224L104 223ZM256 225H257V223H256ZM4 226H6V227H4ZM16 226H17V228H16ZM57 226H58V228H57ZM239 226H237V227H239ZM7 227L12 228V229H8ZM19 227H21V228H19ZM59 227H60V229H59ZM240 227H239V229H240ZM256 227L257 228H260L258 226H256ZM2 228H4V229H2ZM56 228H57V231L55 230ZM96 228H98V229H96ZM102 228H104V230ZM106 228H108V230ZM95 229L97 230V232H96ZM100 229H101V231H102L103 234H101V232L99 231ZM114 229H116L117 231L114 230ZM118 229H120V231ZM142 229H145V230L141 231ZM230 229H232V227H230ZM230 229H228V230H230ZM58 230H60V231H58ZM225 230H223V232H225L224 234L226 235V232L228 230H226V231ZM51 231L48 232V233H51V235H52L53 233ZM55 231L58 232V233H56ZM146 231H148L149 233L147 234ZM238 231H236V232H238ZM122 232H124V233L122 234ZM228 232H231V230L228 231ZM228 232H227V234H228ZM236 232H235V234H237ZM240 232H241V230H240ZM10 233H11V235H10ZM154 233L155 234L157 233V234L154 235ZM232 233H229V234H231V235L234 236V233L233 234ZM135 234L132 235L131 238L132 237L134 238L135 237ZM149 234H151L152 236L154 235L156 237L158 236L157 238H159V239L162 238V239L158 240L157 238L154 237V238L151 239V240L154 239V241H151L149 239V238H151V235L149 236ZM229 234H228V236H230V238L228 236H226L225 237L226 238L225 239L226 241L228 240L227 237L229 238V240L230 239L232 240V238H235V237L237 238L236 235H235V237H231V235H229ZM238 234H240V233H238ZM241 234H243V232ZM145 235H147V236L145 237ZM93 236H96V237L98 236L97 238H99L98 239L99 242H98L97 238L96 237L94 238ZM241 236L239 235L240 238H241ZM244 236H245V232H244V235L242 236V240H239L240 238L238 237L239 238L238 239L239 240V244L236 243L237 246L240 245L241 242L242 243H241L240 246H243L244 245V243H243ZM64 237H66V238H64ZM147 237H149V238H147ZM62 238L64 239V241H63ZM105 238H107L108 240L105 239ZM15 239H17V240H15ZM21 239L23 240V242H22ZM28 239H29V241H28ZM208 239L210 240L212 238L209 236ZM221 239H222L221 237L219 239L217 238V240H216L217 243L213 242V245L215 244L214 246L212 244H210V246L212 245V249H214L216 247H219L220 249H222L221 247H222V245H223V243H224L225 240H223V239L221 240ZM20 240H21V242H19ZM24 240H25V242H24ZM218 240H219V243H222V242L223 243L222 244H219L218 243ZM238 240H233L234 241V244H235V241L238 242ZM30 241L31 242L33 241L32 242V245H34V246H35V244H40V242H41V245L43 243L45 245L47 244L46 246L43 244L42 245L43 246L42 248H41V245L40 246L39 245H36V246L40 247L39 248L40 249L39 251L41 252V250H42L43 253L42 252L39 253V251H37L38 248L36 246L35 247L32 246ZM57 241H60L61 244H62V242H63V244L66 243L65 244V247H63L64 246L63 244H62L63 245L62 247L65 248V250H66V247H67V250L65 251V250L61 249V247L59 248V245L60 244H57ZM233 241H231V242L229 241L230 242V245L229 246H233V245H231V243L233 244ZM49 242L50 243L53 242L54 244L53 243L52 244L55 245V246H58V249L59 250H57V247H55L56 249L50 251V248L52 249L54 246L53 247H50L52 245ZM227 242H225V243L227 244ZM96 243H98V244H96ZM172 243H174V244H172ZM49 244H50V246H49ZM115 245L117 247L116 246H114V247L115 248H118L119 245H117V244H115ZM153 245H154V247H153ZM219 245H221V247ZM224 246L225 247H228L226 245H223V249H224ZM45 247L48 248V250H43V248L45 249ZM71 247L74 248V252L76 251L74 253L75 256L77 254V249H78V253H79L78 255L79 256L82 255V254H85L84 252H86V254L80 256L79 259H77V257H79L77 255L75 257L76 258V260H75L72 257V255L74 256V254H72L73 249ZM181 247H183V248H181ZM32 248L35 250V252H33V249ZM68 248H71L72 249V250H70V251H72L71 253L68 250ZM81 248H83V249H81ZM184 248H185V250H184ZM209 248L211 249V247H209ZM79 249H81L83 251V253H82L81 250L79 252ZM176 249L178 250V252L176 251ZM87 250H89V252H92L93 253V254H90L88 252V255L89 254L91 255V256L89 255L90 256V259H89V256H87ZM46 251H47V253H46ZM157 251H158V253H157ZM163 251H164V253H163ZM53 252L54 253L56 252V254H54ZM60 252H61V254H60ZM64 252H66L67 255L70 253V256H67ZM101 255L104 256V259H103V256L100 257ZM169 255H170V258L171 259L168 258ZM153 256H157V258L156 257H153ZM35 257H36V259H35ZM41 257H45V259L44 258H41ZM71 257H72V261H71ZM86 257H87V259H86ZM118 257H119V259H118ZM150 257H151V259L155 258V260L151 261ZM112 258H114V259H112ZM133 258L134 259L136 258L135 262H134V259ZM142 258H143V260H141ZM40 259H44L45 262H44V260H40ZM62 259H64V260H62ZM7 260L9 262L11 259H7ZM30 260H31V262H30ZM47 260H48V262H47ZM3 261L1 260L0 263L2 264ZM13 261L11 260L10 261V264H13V263H11ZM28 261H29V263H28ZM86 261H87V263H85ZM8 262L5 261L3 264H5V263L8 264ZM40 262H42V263H40ZM79 263H80V261L78 262V264Z\"/></svg>", "mask_w": 264, "mask_h": 264}]
</instances>
